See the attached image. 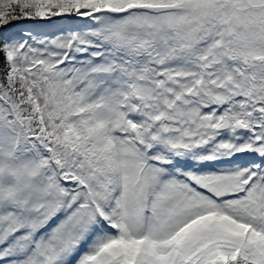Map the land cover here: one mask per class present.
I'll list each match as a JSON object with an SVG mask.
<instances>
[{"label":"snow or ice","instance_id":"6c2138e0","mask_svg":"<svg viewBox=\"0 0 264 264\" xmlns=\"http://www.w3.org/2000/svg\"><path fill=\"white\" fill-rule=\"evenodd\" d=\"M0 264H264V0H0Z\"/></svg>","mask_w":264,"mask_h":264}]
</instances>
